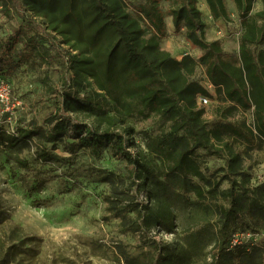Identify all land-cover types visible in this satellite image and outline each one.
<instances>
[{
  "label": "trees",
  "instance_id": "trees-1",
  "mask_svg": "<svg viewBox=\"0 0 264 264\" xmlns=\"http://www.w3.org/2000/svg\"><path fill=\"white\" fill-rule=\"evenodd\" d=\"M205 1L213 19L232 20L226 0ZM232 1L238 53L207 38L198 0H0L3 16L21 19L0 38V77L46 67L40 82L56 107L47 127H0V147L23 169L24 149L38 162L56 161L58 143L74 155L109 149L126 162L119 172L95 171L109 186L105 219L138 236L135 252L119 243L123 264H264V183L253 182L250 163L264 144V0L254 13L256 0ZM168 17L199 57L161 47ZM199 66L205 81L195 76ZM204 82L221 98L211 119L198 102L212 96ZM153 116L162 127L144 132L145 148L135 151L133 120ZM201 152L223 166L204 167ZM10 218L0 200V264L10 263L21 237L22 228H7ZM158 233L178 235L165 241Z\"/></svg>",
  "mask_w": 264,
  "mask_h": 264
},
{
  "label": "rangeland",
  "instance_id": "rangeland-1",
  "mask_svg": "<svg viewBox=\"0 0 264 264\" xmlns=\"http://www.w3.org/2000/svg\"><path fill=\"white\" fill-rule=\"evenodd\" d=\"M198 1L205 22L213 23L211 14L204 12L206 1ZM226 2L233 16L231 21L223 22L226 34H222L221 38H230L229 44L233 46L236 44V31L241 33L242 26L234 2ZM261 8L262 0H256L252 13ZM19 23L21 19L17 16L8 18L0 11V38L9 34ZM161 47L176 57L183 54L197 56L198 52V47L185 37L184 31L178 32L173 28L170 30L168 25ZM44 70L46 67L31 69L24 66L13 76H7L13 87V95L19 96L23 105L14 107L12 111L0 105V127L10 130L31 122L45 127L49 125L45 121L56 112V107L40 82ZM51 74L53 81H57L58 71L53 70ZM195 76L205 81L202 66L197 68ZM220 101L218 92L213 88L209 103L202 106L206 109L207 118H213L214 109ZM76 116L84 123H91V119L85 115ZM242 116L249 121L251 119L250 112ZM132 123L137 130L134 138L135 151L145 148L144 132L157 134L162 127L155 116L133 120ZM65 139L72 140L70 135ZM46 145L52 149L54 144L46 142ZM54 152L60 155V160L41 163L36 161L33 150L24 149L22 156L30 160V168L23 169L8 162L6 147H0V200L3 209L11 216L7 228H22V239H16L18 250H15L9 264H123L118 250L119 243L123 240L127 249L125 251L135 252L136 250L129 249L137 242L138 236L120 234L116 228L117 220L105 219L108 212L104 196L108 193L109 186L102 175L95 171L119 172L126 162L119 161L109 149H105L99 156H93L86 149H79L74 155L58 143ZM200 154L203 166L211 171L224 164L221 159L206 156L204 152ZM250 163L253 167V182L264 183V144L256 151ZM228 185L226 180L222 182V187ZM9 235L8 231L6 238ZM177 235L178 233H158L157 237L171 241Z\"/></svg>",
  "mask_w": 264,
  "mask_h": 264
},
{
  "label": "crops",
  "instance_id": "crops-1",
  "mask_svg": "<svg viewBox=\"0 0 264 264\" xmlns=\"http://www.w3.org/2000/svg\"><path fill=\"white\" fill-rule=\"evenodd\" d=\"M205 9H206V11H204V12L210 13V9H209L208 6H205ZM231 16H233V15H231ZM213 20H214V22L211 23V24H208V22H206L207 23L206 35L208 36V39H210V40L220 39L222 41V44H223L225 50H227L228 52H232V53H238V51H239V36H240L239 31L238 32L236 31V44H234L233 46H231L229 44L230 38H228V37H225V39H222L221 38L222 37V34L225 33L224 32V28L222 27V25L224 24L223 22L224 21L227 22V21L224 20V19H217V20L213 19ZM166 25L169 26V29L170 30L172 28L174 29V26H173L171 17H168V20L166 21ZM232 37H235V36H232ZM228 44L230 46H228ZM196 49H198L197 50L198 52L196 54L197 56H195V57H199V55L201 54V50L199 48H196ZM184 55L185 54H183L182 56H179L178 58L181 59Z\"/></svg>",
  "mask_w": 264,
  "mask_h": 264
},
{
  "label": "built area",
  "instance_id": "built-area-1",
  "mask_svg": "<svg viewBox=\"0 0 264 264\" xmlns=\"http://www.w3.org/2000/svg\"><path fill=\"white\" fill-rule=\"evenodd\" d=\"M207 88L211 91L214 88L210 83L205 82ZM211 96L201 95L198 98L200 106H205L209 103ZM0 105L5 106L8 110H13L16 106L23 105V101L19 96L13 95V87L7 78L0 77Z\"/></svg>",
  "mask_w": 264,
  "mask_h": 264
},
{
  "label": "bare ground",
  "instance_id": "bare-ground-1",
  "mask_svg": "<svg viewBox=\"0 0 264 264\" xmlns=\"http://www.w3.org/2000/svg\"><path fill=\"white\" fill-rule=\"evenodd\" d=\"M206 6H208V5L206 4Z\"/></svg>",
  "mask_w": 264,
  "mask_h": 264
}]
</instances>
